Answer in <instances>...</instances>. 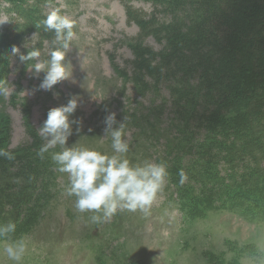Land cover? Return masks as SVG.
<instances>
[{"label": "rangeland", "instance_id": "374dc122", "mask_svg": "<svg viewBox=\"0 0 264 264\" xmlns=\"http://www.w3.org/2000/svg\"><path fill=\"white\" fill-rule=\"evenodd\" d=\"M4 1L2 7L19 3ZM22 1L20 9L31 24L30 33L24 36L25 44L41 49V59H48L47 50L54 47V33L49 32V37L33 33L45 14L58 11L75 21V36L66 57L72 64V78L51 91L38 88L45 74L37 77L27 71V62H21L19 54L0 59V80L8 81L12 89L7 100L0 98V132L5 129L2 134L9 139V150L33 143L35 152L30 161L43 169L25 170L24 178L16 161L1 177L0 223L32 222L31 230L22 236L28 242L22 264H209L211 256L215 257L212 264H264L259 248L264 244V222L252 221L240 210L222 208H208L204 215L192 216L169 172L148 216L118 212L110 221L97 225L90 222L92 213L75 210L76 198L64 192L67 175L56 170L50 153L43 158L38 155L43 141L37 129L47 119L49 109L66 104L72 96L79 98L72 118L82 124L73 125L69 146L78 143L112 154L111 140L102 138L105 117L112 112L118 122L126 117L125 138L130 146L127 155L133 164L149 160L167 166V142L175 145L177 133L168 129L166 121L171 114V88L166 86L169 81L152 78L145 68L136 69L132 63L131 40L140 30L128 20L125 4L151 12L152 2ZM9 14L6 8L0 12L1 30L11 22ZM165 19L168 21L169 15ZM143 44L154 51L163 48L153 36L145 38ZM19 47L25 54L30 50L24 45ZM77 127L80 132H76ZM175 154L181 156L176 148ZM22 181L23 187L18 190ZM24 184L32 188H24ZM192 191L198 198L199 190ZM3 246L0 242V264H14L4 255Z\"/></svg>", "mask_w": 264, "mask_h": 264}, {"label": "trees", "instance_id": "16d2710c", "mask_svg": "<svg viewBox=\"0 0 264 264\" xmlns=\"http://www.w3.org/2000/svg\"><path fill=\"white\" fill-rule=\"evenodd\" d=\"M145 1L152 2L151 12L125 4L128 20L140 30L131 40L132 63L152 78L170 82L166 86L171 88V114L166 121L177 135L175 145L167 142L165 158L172 184L192 216L222 208L264 222V0ZM18 2L2 7L5 1L0 0V12L6 8L11 13V22L0 29V59L13 45L25 46L24 36L31 31L20 9L23 1ZM35 29L33 33L50 36L43 27ZM149 36L163 48L145 46ZM4 131L0 149L15 158L0 157V194L1 177L16 161L24 178L26 171H43L30 161L33 143L9 150ZM175 148L181 156L174 155ZM181 169L187 174L182 185ZM193 188L199 190L198 198ZM36 215L39 218L40 212ZM29 225L32 222L17 224L14 238L27 234Z\"/></svg>", "mask_w": 264, "mask_h": 264}, {"label": "clouds", "instance_id": "9594fccd", "mask_svg": "<svg viewBox=\"0 0 264 264\" xmlns=\"http://www.w3.org/2000/svg\"><path fill=\"white\" fill-rule=\"evenodd\" d=\"M41 26L45 32L54 33V47L47 50L48 59H41V49L34 46L30 48L27 43L25 47L30 50L26 54L21 52L18 45H13L8 55L13 58L19 54L20 61L27 62V71L37 77L43 72L45 75L38 88L51 91L58 83L72 78V64L66 61V57L72 48L75 21L58 11H52L46 13L45 18L36 25L38 29ZM11 94L8 81L0 80V98L7 100ZM78 106L79 98L72 96L66 104L49 109L47 119L37 129L43 141L38 155L43 158L46 153H50L56 170L67 175L65 194L76 198L74 207L78 213H92L89 217L91 223H106L118 212L150 215L168 179L167 166L163 162L149 160L137 164L130 161L127 155L130 146L125 138L126 117L123 122H118L115 112L105 117V135L102 137L111 140L112 154L78 143L69 146L73 125L82 124V121L72 118ZM80 130V127L76 128V132ZM57 148L60 150L54 151ZM0 157L8 160L15 158L11 151L5 149H0ZM178 175L180 184H184L187 174L181 169ZM16 229L15 222L0 223V242H4L3 253L6 258L14 264H22L28 251V242L23 237L14 238ZM259 248L260 255L264 256V244Z\"/></svg>", "mask_w": 264, "mask_h": 264}]
</instances>
